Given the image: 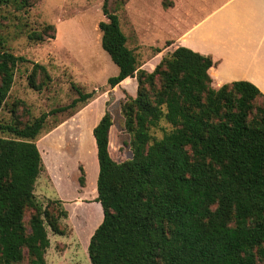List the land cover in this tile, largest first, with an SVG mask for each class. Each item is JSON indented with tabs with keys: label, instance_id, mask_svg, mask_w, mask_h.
Segmentation results:
<instances>
[{
	"label": "trees",
	"instance_id": "16d2710c",
	"mask_svg": "<svg viewBox=\"0 0 264 264\" xmlns=\"http://www.w3.org/2000/svg\"><path fill=\"white\" fill-rule=\"evenodd\" d=\"M36 1L0 0V5L21 10ZM124 3L103 0L105 20L98 28L101 47L118 67L107 83L136 78L135 96L120 101L131 156L123 161L111 157L113 121L105 108L92 129L98 162L95 201L103 215L88 242L90 263L264 264L263 93L243 80L214 88L208 69L215 61L184 46L162 54L151 71L140 68L115 11ZM162 5L172 6L173 0ZM47 29L54 27L29 32L28 38H53ZM26 61L0 41V107L17 64ZM26 80L41 91L51 78L44 65L33 62ZM77 93L69 104L33 119L0 122V131L12 135L0 136V264L25 259L46 264V226L64 233L59 219L66 210L43 207L34 195L43 168L35 139L49 115L93 95ZM10 111L15 112L14 105ZM161 121L169 129L161 127L156 137L151 129ZM80 181L83 185L84 176Z\"/></svg>",
	"mask_w": 264,
	"mask_h": 264
},
{
	"label": "rangeland",
	"instance_id": "374dc122",
	"mask_svg": "<svg viewBox=\"0 0 264 264\" xmlns=\"http://www.w3.org/2000/svg\"><path fill=\"white\" fill-rule=\"evenodd\" d=\"M102 2L37 0L21 10L15 9L11 3L0 5L3 48L28 60L16 66L12 86L0 107V122H10L16 117L22 122L33 119L43 112L69 104L77 97L78 90L93 94L65 111L49 115L45 127L35 139L43 168L36 179L34 195L43 207H62L67 212L65 218L59 219L63 234L54 233L46 226L50 243L44 254L46 264H91L87 246L103 215L101 205L95 201L98 162L92 129L105 108L113 121L109 144L111 157L123 161L131 156L130 136L123 127L120 101L134 93L135 88L130 81L120 87L107 83L110 76L117 75L118 67L100 43L98 23L105 20ZM215 2L208 0L205 4ZM195 3L196 0H182L181 6L186 10L188 4ZM161 8L167 9L163 7L162 0H126L123 5H115L127 44L134 50L139 67H147L148 62L154 60L159 46L140 43L137 24L140 21L152 22ZM46 25H53L54 32L52 29L45 31L54 34L53 38L43 41L28 38L29 32L40 31ZM33 62L44 65L51 78L41 91L33 90L27 84L26 76ZM125 87L132 93H128ZM106 101H109L108 105ZM13 105L14 113L10 111ZM161 127L169 129V125L161 121L159 127L151 129V133L160 137ZM0 136L12 137L1 131ZM54 200H59L60 206L51 204ZM28 214L27 211L25 220ZM26 262L25 259L22 264Z\"/></svg>",
	"mask_w": 264,
	"mask_h": 264
},
{
	"label": "crops",
	"instance_id": "0c3cea01",
	"mask_svg": "<svg viewBox=\"0 0 264 264\" xmlns=\"http://www.w3.org/2000/svg\"><path fill=\"white\" fill-rule=\"evenodd\" d=\"M196 1L183 10L182 0H173V5L166 10L161 8L152 22L140 21L137 24L140 43L157 44L159 49L165 46L161 52H156L147 67L140 68L151 71L163 51L184 46L209 55L215 61L208 69L214 88L243 80L254 84L264 95V0H216L211 5L205 4L208 0ZM127 42L128 39L126 45L132 49ZM126 81L134 84L135 91L132 93L127 87L125 90L132 93L130 96H135L136 78L126 77L117 84L118 87Z\"/></svg>",
	"mask_w": 264,
	"mask_h": 264
}]
</instances>
